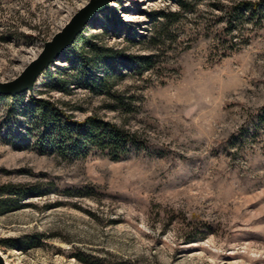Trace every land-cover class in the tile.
Returning a JSON list of instances; mask_svg holds the SVG:
<instances>
[{
  "label": "rangeland",
  "instance_id": "374dc122",
  "mask_svg": "<svg viewBox=\"0 0 264 264\" xmlns=\"http://www.w3.org/2000/svg\"><path fill=\"white\" fill-rule=\"evenodd\" d=\"M240 1L187 0L183 11L112 0L31 92L0 99V188L43 192L0 212L7 264H264V14L244 16L229 40L225 10ZM86 2L0 0V81ZM101 79L109 96L87 87ZM31 95L121 124L146 148L55 156L36 145Z\"/></svg>",
  "mask_w": 264,
  "mask_h": 264
},
{
  "label": "trees",
  "instance_id": "16d2710c",
  "mask_svg": "<svg viewBox=\"0 0 264 264\" xmlns=\"http://www.w3.org/2000/svg\"><path fill=\"white\" fill-rule=\"evenodd\" d=\"M194 1V0H193ZM181 10L186 11L190 5L187 0H177ZM264 0H245L229 5L224 14V32L229 35V40L233 39L231 32L235 31L238 25L242 24L243 17L252 20L256 14L263 17ZM169 15L177 16L178 13L157 12L156 16L168 19ZM240 23V24H239ZM80 39H83L79 35ZM90 49L96 52V47L91 44ZM148 57H143L142 64L149 66ZM50 83H55L51 80ZM105 80L98 82L89 81L87 87L97 94L109 96V92L104 90ZM57 89L67 93V89L58 81ZM107 89V87H106ZM41 93H39L40 95ZM30 96V113L34 119L39 121L40 130L36 137V145L40 149L45 146L52 154L62 159L84 158L88 154L96 153L111 160L126 158L132 151L145 149V141L136 131H131L123 125L109 122L95 115L87 116L83 120H77L72 111L66 108L65 102H56L50 98ZM14 100L15 97L0 96ZM120 100L121 98H117ZM59 105V107H58ZM108 109H115L114 106H106ZM12 113V106L9 107ZM3 193L10 195V198H1ZM40 184L29 186L4 185L0 188V212H7L11 208L24 207L22 200L29 197L42 196ZM82 196L91 197V192H86ZM201 234V233H200ZM199 234V235H200ZM194 236L188 237L187 241H194Z\"/></svg>",
  "mask_w": 264,
  "mask_h": 264
},
{
  "label": "water",
  "instance_id": "95a60500",
  "mask_svg": "<svg viewBox=\"0 0 264 264\" xmlns=\"http://www.w3.org/2000/svg\"><path fill=\"white\" fill-rule=\"evenodd\" d=\"M112 0H88L45 41L39 53L24 66L22 71L7 81H0V96L15 97L34 89L37 78L65 51L71 48L85 27L100 13L110 8ZM0 264H7L0 253Z\"/></svg>",
  "mask_w": 264,
  "mask_h": 264
}]
</instances>
